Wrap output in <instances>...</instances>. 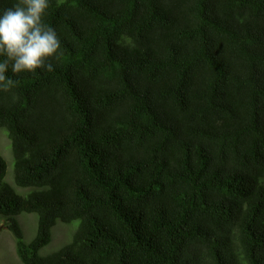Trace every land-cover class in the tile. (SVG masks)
Segmentation results:
<instances>
[{
  "label": "trees",
  "instance_id": "trees-1",
  "mask_svg": "<svg viewBox=\"0 0 264 264\" xmlns=\"http://www.w3.org/2000/svg\"><path fill=\"white\" fill-rule=\"evenodd\" d=\"M43 19L54 70L9 62L0 88L21 263L264 264V0H49ZM57 221L77 225L41 255Z\"/></svg>",
  "mask_w": 264,
  "mask_h": 264
},
{
  "label": "clouds",
  "instance_id": "clouds-1",
  "mask_svg": "<svg viewBox=\"0 0 264 264\" xmlns=\"http://www.w3.org/2000/svg\"><path fill=\"white\" fill-rule=\"evenodd\" d=\"M48 8L49 0H19L12 7L0 10V55L7 58L0 62V88L3 90H9L15 83L5 75L9 62L13 73L35 72L41 68L54 70L49 58L62 53L56 31L44 23ZM8 182L12 185L10 179Z\"/></svg>",
  "mask_w": 264,
  "mask_h": 264
},
{
  "label": "rangeland",
  "instance_id": "rangeland-1",
  "mask_svg": "<svg viewBox=\"0 0 264 264\" xmlns=\"http://www.w3.org/2000/svg\"><path fill=\"white\" fill-rule=\"evenodd\" d=\"M8 146V139L5 133L0 131V156L6 161L7 172L5 181L8 179L12 182L13 162L9 145V154L6 151ZM3 154V155H1ZM9 183V182H8ZM17 194L23 195L26 190L15 188ZM19 223L23 231V239L25 243H29L36 233V216L34 214H22L18 217ZM77 222L64 224L57 221L51 229L50 243L40 250L41 255H46L57 251L63 245L67 244L73 231L75 230ZM0 264H23L18 259L14 249V239L12 234L7 230V222L0 219Z\"/></svg>",
  "mask_w": 264,
  "mask_h": 264
}]
</instances>
